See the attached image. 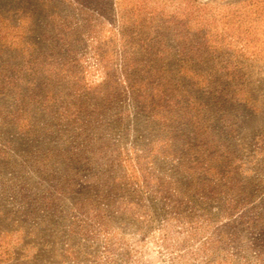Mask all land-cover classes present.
Here are the masks:
<instances>
[{
	"label": "rangeland",
	"instance_id": "obj_1",
	"mask_svg": "<svg viewBox=\"0 0 264 264\" xmlns=\"http://www.w3.org/2000/svg\"><path fill=\"white\" fill-rule=\"evenodd\" d=\"M0 264H264V0H0Z\"/></svg>",
	"mask_w": 264,
	"mask_h": 264
}]
</instances>
